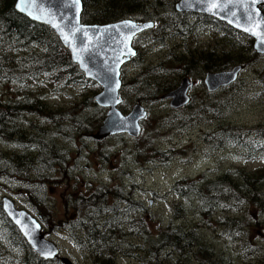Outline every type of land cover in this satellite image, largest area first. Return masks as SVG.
Segmentation results:
<instances>
[{
    "label": "trees",
    "instance_id": "obj_1",
    "mask_svg": "<svg viewBox=\"0 0 264 264\" xmlns=\"http://www.w3.org/2000/svg\"><path fill=\"white\" fill-rule=\"evenodd\" d=\"M81 1L83 4L81 23L85 25H107L124 19L138 23L153 22L155 24L153 29L138 36L143 39H164L163 37L169 33L180 38L206 36L214 32L226 34L229 30L227 25L209 17L177 13L173 7L174 0ZM15 2L16 0H0V84H15L26 88L29 85L34 86L32 84L38 79L46 80L49 89L54 92L63 89L58 92L62 93L72 89L77 90L75 93H79V97L74 93L69 100L71 103L64 105L66 107H55L49 103L51 100L46 99L47 94L42 95L40 92L33 94L32 90L26 89L24 97L11 102L5 101V98L0 101L2 188L5 189L8 185L6 176L18 180L30 177L31 182L25 184L26 190L22 189L23 198L31 200L32 206L35 209L38 207L42 214H48L49 209L39 200L42 196L40 187L46 186V180L54 179L59 174H67L74 180L73 191L67 197L68 200H73L71 205L74 206V210H80L81 214H78L77 220L73 223H64L66 231L63 233L68 234L79 245L83 255L89 258L87 264H119L118 257L121 253L131 258L142 257L145 264H168L167 250L182 257L184 247L202 252V262L210 261L212 251L198 239L197 233L203 227L210 225L209 219L210 221L213 219L214 195L218 194L217 200L227 202L232 194L235 202L243 203L245 200L247 202L251 200L257 208L260 207L258 192L263 193L264 199V171L249 172L246 168L251 163H264V126L246 127L249 131L240 132L239 128L224 124L222 120L215 129H203L202 131L207 133L205 144L211 147L213 153L221 154L216 159L224 157L222 162L235 163L244 170L229 168L228 171L221 173L222 177L217 178L208 168L209 171L200 176L177 180L168 194L173 195L180 204L172 208L170 214L175 217L180 212L181 215H177L176 219L170 215L166 219L162 217L161 224L152 227L154 231L149 227L150 211L145 210L146 205L135 198L134 191L128 188L131 182L118 183L115 181V176L110 180H103L96 176L99 172H95V179L84 181L94 185L87 184L84 191L86 195L77 196L76 177L88 167L85 164L89 162L92 145L98 150L96 154L99 160L109 163L110 158L117 156L118 153L121 152L120 156H122V145L111 152H108L107 148L99 149L100 146H103L106 140L121 141L126 136L117 135L101 141H93L92 135L101 127L106 113L94 102V97L100 92L99 86L87 80L78 66L71 62L69 53L51 29L19 14L15 10ZM200 38L202 40L203 37ZM139 39L135 40L136 44ZM216 41L218 47L213 45L210 49L209 46H195L184 52L188 55L181 51L175 65L177 68L172 72L156 69V66L138 68L139 62L136 64V59H133L132 62L136 64L134 72L140 73L133 78L125 77L123 72L120 90L123 103L120 110L127 111L124 104L126 102L129 106L136 104L154 106L163 95L174 89L178 77H194L189 69H194L196 64L198 65L197 56L205 57L198 74L200 81L205 72L227 71L237 65L252 66V56H246V49L244 53L243 48L227 38ZM189 55L193 56L189 57ZM252 74L256 75L255 79L264 83V72L261 74L253 71ZM167 75L172 77L175 75L173 77L175 79L169 83ZM127 89L130 94L127 93ZM231 89L234 93V87ZM214 96H203L188 118L181 115L179 117L187 120L189 125L195 122L199 113L200 117L203 115L208 118L211 115H221L228 107L230 99L216 100V102L215 99L212 100ZM206 98L212 100L208 104L207 111L205 108L202 109L205 107L202 104L210 101H205ZM146 122L148 123L144 121L141 126L142 134L139 140L147 135L144 132ZM171 124L183 129L182 122L176 123L171 119ZM190 132L191 130H188L187 134ZM198 135L203 138V133ZM90 141L91 143H88ZM61 142L66 144L62 145ZM134 143L136 144V141ZM174 144L171 142L168 147L150 148L145 142L143 152L134 148L131 149L132 152L127 151V148L125 150L133 154V161L140 159L142 153L151 158L143 168L147 169L154 164L155 159H164L170 154ZM200 145L202 147V143ZM166 149L169 151L166 152ZM82 165H85L83 169L80 167ZM114 170L117 174L120 173L119 167H114ZM130 174L127 172V176ZM227 177L231 179L230 183ZM64 182L66 183L65 180ZM235 228L239 229L237 224ZM52 263L55 264L56 260L48 262L41 260L29 248L14 225L7 219L0 202V264ZM57 264H60L59 261Z\"/></svg>",
    "mask_w": 264,
    "mask_h": 264
},
{
    "label": "rangeland",
    "instance_id": "obj_2",
    "mask_svg": "<svg viewBox=\"0 0 264 264\" xmlns=\"http://www.w3.org/2000/svg\"><path fill=\"white\" fill-rule=\"evenodd\" d=\"M178 1L179 0H174V5ZM158 29L159 28H156V30ZM190 37L192 38L188 39L187 41H183L184 38L181 40L180 37L169 33L163 37L164 39L140 38L135 46L137 49V57H135L137 61L136 64L139 62L137 67L145 69L150 68L151 66H156V69H165L172 72L177 68L175 65H177V60L181 54V51L182 53H184V51L188 49L191 50L195 46L200 47V45L206 47L209 46L208 48L210 49L213 45H217L218 47V43L216 41L217 37H214L213 34L208 35L207 37L205 35H196ZM200 37H203L202 40ZM223 44L225 43L223 42ZM184 54L188 55V53ZM192 56L193 55H189V57ZM204 59V56H197L198 65L196 64V67H194V69H189L191 71V74L194 75V77L192 76L191 79L195 83V88L192 92V103L189 107H187L188 109H186L182 113H178V111H174L169 108L166 101L161 100L156 101V104L152 107L147 105L146 108L148 109V116L144 120L148 121V123L146 122L145 124L144 131L147 135L143 133V135L146 136H144L142 140H137L135 144L134 141L128 139V137H125V139H122L121 141L106 140L104 141L103 146H100L99 149L107 148L108 152H111L117 146L122 145V156H120L121 152L118 153L117 156H113L110 158L109 163H103L99 160L96 154L98 150H95L96 146L92 145V153H90L89 162L85 164L88 167H85V171H81L76 177L77 189H75V193L77 196L86 195L84 192L86 185L92 183L84 181L90 178L95 179V172H99V174L96 176L102 178L103 180H110L113 176H115V181L118 183L131 182L128 188L134 191H132L133 196L146 205V211H150L151 221L149 227L152 228L159 223L161 224L160 219H162V217L166 219L171 213V209L179 204V202L176 201L173 195L168 194V191H171L173 184L177 180L200 176L202 173L208 172V168L210 169L211 173H214L216 175L217 178L222 176V174L217 175V172L224 173L228 171L229 168L238 169L241 171L244 170L241 166L235 165V163L229 161L222 162V159H225L224 157H222L221 159H216L217 156H221V154L213 153L211 147L205 144L206 141L204 140L207 137V135L205 134L207 133H204L202 130L206 128L215 129L220 125L222 120L224 124L239 128L240 132L249 131V129H247L246 127L254 128L259 125L264 126V85L258 86V84H253L255 83L256 79L255 76L252 78L253 74H249L253 73L252 66H250L249 71L247 70L245 73H243L241 75L242 77L240 76L233 86L234 93L232 92L233 89L228 91L223 90V92L212 98V100L215 99V101L230 99L228 107L222 111L221 115H211L208 118L203 115L202 117H200L199 113L196 117L195 122L190 123L187 126V120H183L179 116L181 115L184 118H188L194 111V107H196V105L198 104V100L200 101V99L203 98V93L199 95L200 93L197 92L196 88H199L198 84L200 87L203 86V82L200 81L198 74L202 69L200 65L202 64ZM136 64L134 65L133 63L130 66L127 65L124 67L125 77L130 76L134 78L138 76L140 72H134ZM261 64V60L256 62L257 66H261ZM205 74L206 72L203 75ZM167 76V80H170L169 83H171L175 79L173 78L175 75H173V77L171 75ZM181 78H177L176 86L182 81L183 78ZM47 82L48 81L46 80L40 81L38 79L35 84H32L34 86L29 85L26 88L25 86H17L15 84H0V101H2L4 98L5 101L8 102L17 100L18 98L24 97L25 90L29 89V91L32 90L33 94H36L37 92H40L42 95L47 94L46 99L51 100V102L49 103L51 105H54L55 107H63L65 104L71 103V101L69 100H71L73 94L77 92V90L73 91L72 89H67L65 90V92L58 93L63 91V89H61L58 92H54V90L49 89ZM201 92H203V90H201ZM127 93L130 94L128 89ZM78 95L79 93H75V96ZM204 100L207 101L210 99L206 98ZM212 100L202 104L205 106L202 107V109L205 108V111H207L208 104ZM124 104L127 111L131 110V108L133 107V105L129 106V103L127 102ZM171 119H174L176 123L182 122L183 129L180 126H173L171 124ZM188 130H191L189 134H187ZM56 133H58V130ZM200 133H203V138L198 135ZM234 133L237 134L239 132ZM145 137L146 141L144 140ZM145 142L147 146H150V148H157L158 146H161L162 148L168 147L171 142L175 144L173 145L172 152L168 154L164 159H155L154 164L151 165L150 168L143 169L144 166L147 165L146 162L150 161L151 158L143 155L142 153L140 159L138 158L136 161H133V154L128 153L127 151L132 152L134 148V150L138 149L139 152H143V144ZM88 143H91V141ZM201 143L202 147L200 145ZM60 144L63 145L66 144V142H61ZM125 148H127V151L125 150ZM168 151L169 150L166 149V152ZM229 160H231V158H229ZM85 165L80 166L81 169H83V166ZM114 167H119L120 173L117 174V172L114 170ZM246 168L249 172L257 170H261L263 172L264 163H251L247 165ZM127 172L131 174L127 176ZM132 176L134 177L133 179L130 178ZM6 178L8 179V181L11 180L7 176ZM27 178L18 180L12 177V180L21 182V184L24 185L22 186V189L25 190V184L31 182V178ZM64 180L66 181V183L64 182ZM72 184L75 185V182L67 174H59L54 179L45 181L46 188L45 191L42 192L43 195L41 197L42 203L45 204V206L49 209L48 214L43 213L45 216L38 209V207L37 209H35L32 205H30V203H28L26 200H23L22 189H20V191L13 192V194L19 199V204L20 202H24V204L28 205L30 208H33L32 210L40 215L43 228L42 234L44 235L45 239L52 241L54 244L56 243L62 256L67 258L72 264H87L89 258L83 255V251L81 250L79 245L73 239H71L68 234L63 233V231H66L64 223H73V221L77 220L78 214H81L80 210H74V206L71 205L73 200H68L67 197L73 191ZM3 193L4 191L2 190V185H0V199H3V197H1ZM177 215H181L180 212L176 214V218L178 217ZM170 216L176 219L174 215ZM213 223L214 219H212L211 221L209 219L210 225H208L206 228L203 227L201 231L197 233L198 239L202 241V243L207 248H210V251H212L214 247V242L212 241ZM152 231H154L153 228ZM252 235L258 238L256 232L252 231ZM227 249L228 247L225 246L224 250ZM166 254V261H169L168 264L174 262H176L175 264H208L207 260H204V262H202V252H198L197 250L195 251V249L193 250L189 247H184L182 251V257H179V255L177 253H174L173 251H171L169 254ZM219 257H222V254L219 255ZM58 261L59 260H56L55 264H57ZM118 262L119 264H145L142 257L131 258L123 253H121L118 257ZM238 262L239 261H237V263ZM250 263L251 261H248L245 264Z\"/></svg>",
    "mask_w": 264,
    "mask_h": 264
},
{
    "label": "water",
    "instance_id": "obj_3",
    "mask_svg": "<svg viewBox=\"0 0 264 264\" xmlns=\"http://www.w3.org/2000/svg\"><path fill=\"white\" fill-rule=\"evenodd\" d=\"M264 0H179L174 5L177 13L195 14L224 23L254 41L257 54H264ZM15 10L29 20L51 29L71 62L78 66L87 80L95 82L100 92L94 97L95 104L106 110L105 118L93 141L127 135L132 139L140 136V123L147 117V110L134 105L123 114L121 72L136 56L134 40L154 28L153 22L138 23L124 19L107 25L81 23V0H16ZM243 71L242 66L219 73H206L203 84L209 93L233 85ZM193 84L188 77L182 79L176 89L161 97L172 110L188 106V91ZM2 210L17 228L27 245L44 261L60 258L62 264H72L60 257L56 244L44 238L41 224L25 211L16 209L7 198L1 201Z\"/></svg>",
    "mask_w": 264,
    "mask_h": 264
},
{
    "label": "flooded vegetation",
    "instance_id": "obj_4",
    "mask_svg": "<svg viewBox=\"0 0 264 264\" xmlns=\"http://www.w3.org/2000/svg\"><path fill=\"white\" fill-rule=\"evenodd\" d=\"M262 10L264 11V8H262ZM228 28L229 30L226 32V34L218 33V32H214L212 34L214 35V37H217L216 40L217 39L224 40V38H227L228 40L233 42V44H236L238 47L243 48L244 53L246 49V56H252V61H251L253 62L252 70L255 72H259V73L261 72L262 74L264 72V54L256 53V51L253 48L254 46L253 39L244 33L235 31L233 28H230V27ZM208 35H211V34L208 33L206 37ZM191 38L192 37H182L180 39L181 40L183 39V41H187L188 39H191ZM259 60L262 61L261 66L256 65V62ZM131 64H133V62H131L128 66H130ZM241 66L243 67L242 74L245 73L247 70H249L248 66H244V65H241ZM254 67H257V68H254ZM214 73H217V72H214ZM185 77H188L189 80L193 83V85L195 84L194 81L191 79L192 78L191 76L190 77L185 76ZM185 77H182V78H185ZM253 84H258V86H261L264 83L262 81L260 82L256 80L255 83ZM176 87L174 89H176ZM198 87L199 88H196L197 92L200 93L199 95L203 93V96H214V95H217L219 92V91H216L214 93H208L206 89L203 88L204 85L203 87L202 86L200 87L198 84ZM193 90L191 91V96H193L192 95ZM201 90L205 92H201ZM219 174L221 173L217 172V175ZM227 181L230 183L231 179L227 177ZM10 182L12 183L10 184ZM22 185L23 184H21V182L10 180L8 182L7 188L5 187V189H3L4 193L1 197L7 198L10 201H12L16 209L20 211H25L28 213L30 212L29 214L35 215L37 218H40V215L35 211L33 212V210L28 205L24 204V202H20L19 204V199L13 194V192L20 191V189H22L21 187ZM45 188L46 186L40 187L41 193L45 191ZM258 193L260 194V197L258 199L260 207L258 208L256 207V205H252L254 201H251V200H249L248 202L245 200L243 203H238L234 201L233 195L230 194L229 196L230 198L226 202V201L217 200L218 194H215L217 198L216 199L214 198V208H213L214 223L212 226V231H213L212 241L214 242V247H213L211 259L210 261L207 262L208 264H245L248 261H251L250 264H264V199H263V193L261 192H258ZM41 197L42 196L39 197L40 200H41ZM23 200H26L28 203H30V205H33L31 203V200L25 199V198H23ZM236 224L239 229L235 228ZM252 231L256 232V234L258 235V238L252 235ZM225 246L228 247L227 250H224ZM215 249H216V252H215ZM170 252L171 250H167L168 254ZM221 254H222V257H219V255ZM237 261L239 262L237 263ZM175 263L176 262L171 263V264H175Z\"/></svg>",
    "mask_w": 264,
    "mask_h": 264
},
{
    "label": "bare ground",
    "instance_id": "obj_5",
    "mask_svg": "<svg viewBox=\"0 0 264 264\" xmlns=\"http://www.w3.org/2000/svg\"><path fill=\"white\" fill-rule=\"evenodd\" d=\"M140 65V64H139ZM206 73H209V72H206ZM147 103V102H146ZM156 104V103H155ZM216 105V104H215ZM194 114V113H193ZM28 118V117H27ZM48 124V123H47ZM188 126V125H187ZM48 128V127H47ZM44 131V130H43ZM48 131V130H47ZM85 131V130H84ZM83 131V132H84ZM47 134V133H46ZM85 136H87V135H85ZM262 136V135H261ZM57 140V139H56ZM254 144V143H253ZM3 146V145H2ZM6 148V147H5ZM21 149V148H20ZM66 150V149H65ZM5 151V150H4ZM19 151V150H18ZM256 153V152H255ZM249 160V159H248ZM68 172V171H67ZM238 173V172H237ZM44 176V175H43ZM222 177V176H221ZM3 179V178H2ZM28 179V178H27ZM6 180H7V178H6ZM12 180V179H11ZM249 180V179H248ZM17 181V180H16ZM1 182V181H0ZM217 182V181H216ZM5 183V182H4ZM12 182H10V184H11ZM15 183V182H14ZM27 183V182H26ZM7 184V183H6ZM202 184V183H201ZM215 184H217V183H215ZM3 185V184H2ZM31 185V184H30ZM202 186V185H201ZM7 187V186H6ZM9 187V186H8ZM14 187V186H13ZM33 187V186H32ZM11 188V187H10ZM2 189H4V188H2ZM29 189V188H28ZM219 189V188H218ZM12 190V189H11ZM26 190V189H25ZM232 193H234L233 191H231ZM35 193V192H34ZM227 193V192H226ZM24 194V193H23ZM22 194V195H23ZM224 194V193H223ZM220 195V194H219ZM225 195V194H224ZM34 196V195H33ZM215 196V198H217L216 197V195H214ZM227 197V196H226ZM225 198V197H224ZM230 198V197H229ZM245 198V197H244ZM11 199V198H10ZM40 200V199H39ZM244 201V200H243ZM242 202V201H241ZM236 204V203H235ZM262 204V203H261ZM227 205V204H226ZM253 205V204H252ZM228 206V205H227ZM241 206V205H240ZM263 206V205H262ZM197 207V206H196ZM229 208V207H228ZM31 209H33V208H31ZM197 209V208H196ZM34 212V211H33ZM28 213V212H27ZM30 213V212H29ZM179 213V212H178ZM33 214V213H32ZM36 214V213H35ZM213 214V213H212ZM34 216V215H33ZM175 223V222H174ZM172 225V224H171ZM175 225V224H174ZM75 232V231H74ZM75 235V234H74ZM76 239V238H75ZM25 242V241H24ZM52 242V241H51ZM56 244V243H55ZM249 244V243H248ZM87 247V246H86ZM30 248V247H29ZM213 251V250H212ZM175 253V252H174ZM180 253V252H179ZM252 255V254H251ZM196 257V256H195ZM217 258V257H216ZM198 259V258H197ZM196 259V260H197ZM243 259V258H242ZM199 260V259H198ZM158 262V261H157ZM199 262H200V260H199ZM201 263V262H200ZM53 264V263H52Z\"/></svg>",
    "mask_w": 264,
    "mask_h": 264
}]
</instances>
